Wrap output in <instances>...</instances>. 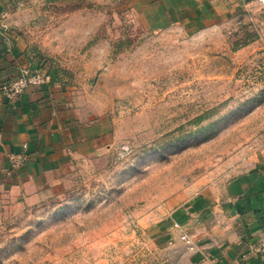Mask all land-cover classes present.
<instances>
[{"label":"rangeland","instance_id":"374dc122","mask_svg":"<svg viewBox=\"0 0 264 264\" xmlns=\"http://www.w3.org/2000/svg\"><path fill=\"white\" fill-rule=\"evenodd\" d=\"M11 1L12 30L106 116L112 146L61 197L0 217V264L130 259L141 212L264 158V26L152 31L132 0Z\"/></svg>","mask_w":264,"mask_h":264},{"label":"crops","instance_id":"0c3cea01","mask_svg":"<svg viewBox=\"0 0 264 264\" xmlns=\"http://www.w3.org/2000/svg\"><path fill=\"white\" fill-rule=\"evenodd\" d=\"M132 1L141 24L152 31L178 27L195 34L243 23L259 34L264 26L258 0ZM14 11L11 0H0V84L26 67H46L12 30ZM71 88L58 71L13 100L0 93V217L61 197L75 163L112 146L106 116L79 107ZM21 151L26 161L13 168L9 155ZM131 238L130 259L99 264H264V256L250 250L264 239V158L223 185L164 196L139 214Z\"/></svg>","mask_w":264,"mask_h":264},{"label":"built area","instance_id":"2783aa9c","mask_svg":"<svg viewBox=\"0 0 264 264\" xmlns=\"http://www.w3.org/2000/svg\"><path fill=\"white\" fill-rule=\"evenodd\" d=\"M264 7V0H259ZM51 80V76L48 70L41 67L29 68L26 67L22 70V73L10 80L4 81L0 84V93L5 98L13 100L18 97L28 86H40L45 82ZM11 166L18 168L26 161V153L24 151L12 153L9 155ZM250 250L253 254H260L264 256V239L259 243L252 244ZM243 257H245L243 255Z\"/></svg>","mask_w":264,"mask_h":264},{"label":"trees","instance_id":"16d2710c","mask_svg":"<svg viewBox=\"0 0 264 264\" xmlns=\"http://www.w3.org/2000/svg\"><path fill=\"white\" fill-rule=\"evenodd\" d=\"M58 69H55V68H53V69H48V73L50 74V76H51V79H53V78H55L56 76H57V74H58Z\"/></svg>","mask_w":264,"mask_h":264}]
</instances>
